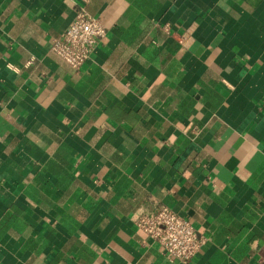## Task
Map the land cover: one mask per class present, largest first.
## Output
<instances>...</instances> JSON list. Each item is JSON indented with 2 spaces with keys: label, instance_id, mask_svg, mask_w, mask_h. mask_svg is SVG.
<instances>
[{
  "label": "crops",
  "instance_id": "0c3cea01",
  "mask_svg": "<svg viewBox=\"0 0 264 264\" xmlns=\"http://www.w3.org/2000/svg\"><path fill=\"white\" fill-rule=\"evenodd\" d=\"M160 205L189 264H264V0H0V264H182L132 221Z\"/></svg>",
  "mask_w": 264,
  "mask_h": 264
},
{
  "label": "built area",
  "instance_id": "2783aa9c",
  "mask_svg": "<svg viewBox=\"0 0 264 264\" xmlns=\"http://www.w3.org/2000/svg\"><path fill=\"white\" fill-rule=\"evenodd\" d=\"M106 34L107 28L101 18L80 9L67 28L52 40L50 49L79 71ZM132 221L170 257L182 264H189L205 242L190 220L166 205L149 211L140 209L133 214Z\"/></svg>",
  "mask_w": 264,
  "mask_h": 264
}]
</instances>
